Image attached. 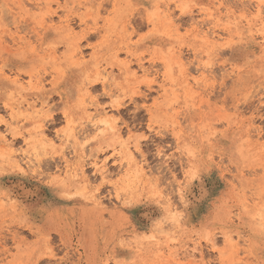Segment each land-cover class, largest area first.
I'll list each match as a JSON object with an SVG mask.
<instances>
[{
    "label": "snow or ice",
    "instance_id": "6c2138e0",
    "mask_svg": "<svg viewBox=\"0 0 264 264\" xmlns=\"http://www.w3.org/2000/svg\"><path fill=\"white\" fill-rule=\"evenodd\" d=\"M14 7L0 264H264V0Z\"/></svg>",
    "mask_w": 264,
    "mask_h": 264
},
{
    "label": "rangeland",
    "instance_id": "374dc122",
    "mask_svg": "<svg viewBox=\"0 0 264 264\" xmlns=\"http://www.w3.org/2000/svg\"><path fill=\"white\" fill-rule=\"evenodd\" d=\"M23 2V0H0V18L6 19L17 15V9L14 5Z\"/></svg>",
    "mask_w": 264,
    "mask_h": 264
}]
</instances>
